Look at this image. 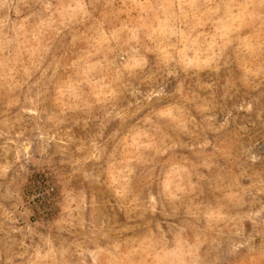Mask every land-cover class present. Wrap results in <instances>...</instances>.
I'll return each mask as SVG.
<instances>
[{
	"label": "rangeland",
	"instance_id": "1",
	"mask_svg": "<svg viewBox=\"0 0 264 264\" xmlns=\"http://www.w3.org/2000/svg\"><path fill=\"white\" fill-rule=\"evenodd\" d=\"M0 264H264V0H0Z\"/></svg>",
	"mask_w": 264,
	"mask_h": 264
}]
</instances>
